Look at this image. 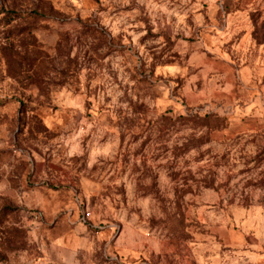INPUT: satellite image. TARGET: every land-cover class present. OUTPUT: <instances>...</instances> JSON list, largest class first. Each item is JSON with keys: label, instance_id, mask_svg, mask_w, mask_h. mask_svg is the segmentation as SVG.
Segmentation results:
<instances>
[{"label": "rangeland", "instance_id": "374dc122", "mask_svg": "<svg viewBox=\"0 0 264 264\" xmlns=\"http://www.w3.org/2000/svg\"><path fill=\"white\" fill-rule=\"evenodd\" d=\"M261 222L264 0H0V264H214Z\"/></svg>", "mask_w": 264, "mask_h": 264}, {"label": "crops", "instance_id": "0c3cea01", "mask_svg": "<svg viewBox=\"0 0 264 264\" xmlns=\"http://www.w3.org/2000/svg\"><path fill=\"white\" fill-rule=\"evenodd\" d=\"M232 87H235V85ZM235 98L234 90L232 100L235 101ZM250 106H252V103L246 105V112L244 111V113H251L253 111L254 108ZM256 226L258 227L256 235L252 233L240 237L237 233L230 234V246L235 253L234 257L228 258L224 262L218 261L214 264H264L263 223H258Z\"/></svg>", "mask_w": 264, "mask_h": 264}, {"label": "built area", "instance_id": "2783aa9c", "mask_svg": "<svg viewBox=\"0 0 264 264\" xmlns=\"http://www.w3.org/2000/svg\"><path fill=\"white\" fill-rule=\"evenodd\" d=\"M90 217H91V213H90V212H86V213L84 214V217H83L84 222H86L87 220H89Z\"/></svg>", "mask_w": 264, "mask_h": 264}]
</instances>
